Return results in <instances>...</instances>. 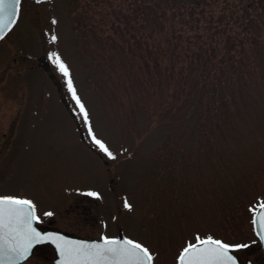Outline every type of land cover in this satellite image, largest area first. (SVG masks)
Listing matches in <instances>:
<instances>
[{"label":"rangeland","instance_id":"obj_1","mask_svg":"<svg viewBox=\"0 0 264 264\" xmlns=\"http://www.w3.org/2000/svg\"><path fill=\"white\" fill-rule=\"evenodd\" d=\"M227 52L251 62L239 78ZM0 198L153 264L204 237L264 264V0H21L0 40Z\"/></svg>","mask_w":264,"mask_h":264},{"label":"water","instance_id":"obj_2","mask_svg":"<svg viewBox=\"0 0 264 264\" xmlns=\"http://www.w3.org/2000/svg\"><path fill=\"white\" fill-rule=\"evenodd\" d=\"M19 3L20 0H0V39L16 22ZM34 214L27 201L0 198V264H20L42 245L52 246L53 264H151L147 251L121 234L98 240L42 230L36 225ZM252 224L264 254V204L254 213ZM178 264L240 263L229 249L205 239L187 247Z\"/></svg>","mask_w":264,"mask_h":264},{"label":"trees","instance_id":"obj_3","mask_svg":"<svg viewBox=\"0 0 264 264\" xmlns=\"http://www.w3.org/2000/svg\"><path fill=\"white\" fill-rule=\"evenodd\" d=\"M231 45L233 46V42H231ZM227 53H229V56L227 57V59H228V61H231V62H228V63H230L229 64V66H230L229 73H232L233 75H235L236 77L239 78L241 73L243 71H246V68L251 64V62H249L248 59L244 58L245 56L242 54H241V56H239V58L235 59L233 57V55H230V52H227ZM242 67H243V69H241ZM171 72L174 73V71H169V73L167 75H169ZM180 73H181V70L176 71V73H174L173 80H175L177 78L178 84L182 85L183 84L182 81L185 80V78ZM198 73L199 74H204V73L208 74L207 77H209V73H212V76L217 80L218 84H220V80H222L220 78V76H217V72H215L211 69H208V67L206 65H203V68L198 70ZM223 82H225V84H226L228 82V80H225ZM223 85H224V83H223ZM221 89H223V86L221 87ZM211 91H213V93L217 94V92L219 90L217 89V86H215L214 89H212ZM219 95H220V98H224V95L221 92L218 93V96ZM43 249L47 252L46 248H43Z\"/></svg>","mask_w":264,"mask_h":264},{"label":"flooded vegetation","instance_id":"obj_4","mask_svg":"<svg viewBox=\"0 0 264 264\" xmlns=\"http://www.w3.org/2000/svg\"><path fill=\"white\" fill-rule=\"evenodd\" d=\"M43 227H47V226L46 225H43ZM46 249L48 251L53 252L49 246H46ZM239 259H240V257H239ZM240 261H241L242 264H251V261H249V260H245V262H242V260L240 259Z\"/></svg>","mask_w":264,"mask_h":264}]
</instances>
